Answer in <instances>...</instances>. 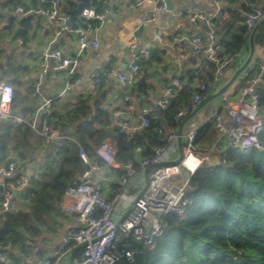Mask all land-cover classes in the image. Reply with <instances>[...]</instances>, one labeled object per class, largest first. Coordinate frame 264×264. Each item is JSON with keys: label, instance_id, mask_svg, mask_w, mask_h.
Wrapping results in <instances>:
<instances>
[{"label": "crops", "instance_id": "obj_1", "mask_svg": "<svg viewBox=\"0 0 264 264\" xmlns=\"http://www.w3.org/2000/svg\"><path fill=\"white\" fill-rule=\"evenodd\" d=\"M66 1L0 0V30H5V26L11 18L22 22L21 20L31 16V28L26 31L20 30V36L16 37L14 32L2 33L3 35L0 36V79L12 84L16 91V97L11 107L12 111L22 115L25 119L32 120L35 109L45 101L50 102V112L54 111V113L65 117V114L72 112L78 101L84 98L90 107L95 108L100 105L107 109L111 126H113L112 114L119 109H126L125 118L130 123H135L142 107L151 101L161 99L174 79H177L181 86L182 82L187 81V74L190 71L194 73L198 68L202 56L193 51L190 39L195 35L204 37L205 25L200 19L192 20L193 14L211 16L216 21V44L220 49V41L227 24L239 18V25L244 26L243 21L246 16L242 10L245 0H219L222 11L219 15L215 13L216 7L211 0H170V9H154L150 0L149 2L144 0L142 4H137V0H111L109 12L97 34L98 47L87 53L78 70L76 87L69 91L64 98H59L58 93L67 80L65 71L54 69L51 59L44 56V53L51 48L60 49L63 55L74 53L76 38L71 28L77 19L82 18L79 15L70 26L67 24L68 19L65 23L59 21L58 15H66L69 18L67 13L69 10L67 12L62 11ZM92 2L93 0H90L87 7L93 8ZM17 5L26 9L56 11L57 16L51 17L46 13L19 12L16 10ZM263 6L264 0H260L256 7L264 9ZM94 9L96 10V8ZM155 11H160V19L158 20ZM146 16H149V19L144 21ZM140 25L143 26L142 37L134 36L133 32ZM133 42L136 45L140 42L139 48H151V66L148 70V83L151 85V89L148 94L131 97L129 102L125 101L118 89L115 75L106 77L98 88L91 89L90 75L93 70L110 64L114 66L116 73L125 70L130 57L129 46ZM263 51L264 25L262 23L254 31L252 43L250 32H248L247 43L232 55L233 60L221 75L218 87L216 89L210 88L197 107L179 121L175 149L164 156V161L172 163L176 160L179 154V140L183 149L188 129L197 126L200 132L202 126L207 125L213 115L218 112L222 113L225 100L237 95L245 83L243 69L224 92L214 97L211 95L227 83L242 65L245 63V66L255 64ZM192 85V87H197L199 83L195 82ZM130 104L132 108H129ZM60 120L61 122L64 121L63 118ZM6 124L7 121L0 120V134L3 133ZM19 126L20 129L15 130V135H11L9 153L2 165L15 161L17 169L29 168L32 174L36 172L38 174L45 156L53 152L49 150L52 141H46V138L26 124ZM111 126L108 129H111ZM207 126L206 131L202 135H198V141L206 159L205 163L216 165L220 151L227 145L213 124ZM73 127L74 125L64 132L60 131L73 139ZM105 140L113 142L109 137L103 141ZM123 174L124 171L121 168L101 164L98 175L106 179L100 178L98 180V175L95 174L93 181L98 182L102 192L106 194L109 186L117 188V180ZM138 179L140 180L139 177H136L129 183L128 193L124 196L126 203H130L135 195L141 192ZM175 181H179V179L175 177ZM20 194L21 192H17V194L14 192L15 198L17 199ZM63 199L62 195L60 203ZM125 206L119 207V213L125 210ZM116 216L118 219V213ZM77 227L78 225L74 222L72 215L62 211L59 204L55 212L48 214L38 224V233L25 240L22 249L8 248L13 249L15 259L8 258L6 254V263H41L43 259L51 256L63 237L74 232ZM81 259L82 247L73 243L56 264H75Z\"/></svg>", "mask_w": 264, "mask_h": 264}, {"label": "built area", "instance_id": "obj_2", "mask_svg": "<svg viewBox=\"0 0 264 264\" xmlns=\"http://www.w3.org/2000/svg\"><path fill=\"white\" fill-rule=\"evenodd\" d=\"M164 1L150 0L154 9H166ZM211 1L216 7L215 13L221 14L219 0ZM100 2L98 11L94 7L84 8L80 14L82 25L71 28L76 38V47L72 55H63L58 48H51L44 53V56L51 59L54 69L65 71L67 80L58 93L59 98H64L69 91L76 87L78 70L87 53L99 45L97 34L109 12L111 0H100ZM143 2L144 0H137V4ZM16 10L23 13H46L51 17L57 16L56 11L25 9L21 5H17ZM58 19L65 23L68 17L58 15ZM148 19L149 16L144 17V21ZM191 19H200L205 25L204 37L195 35L190 39L193 51L202 56L194 73H198L207 61H213L216 65L212 84L209 86L198 85L200 90L208 92L210 88L218 87L221 75L233 59L232 56L228 58L218 56L221 49L216 44L217 24L211 16L193 14ZM262 20H264V10L254 7L246 14L243 24L248 32H251ZM129 51L130 57L123 72L116 73L111 64L93 70L90 75L91 89L98 88L106 77L115 75L123 99L129 102L128 89L139 73V61L140 59L149 61L152 54L150 47L138 48L135 42L130 44ZM243 79L245 83L238 94L225 100L222 113L218 112L213 115L207 124H213L216 127L219 134L225 139L226 147L263 150L264 147L259 138L262 123L258 100L261 90L264 89V51L255 64H248L243 68ZM179 86L180 82L174 79L161 99L151 101L142 107L135 123H130L125 118L126 109L114 111L112 114L113 126L127 131L130 135L145 128L149 125L151 116L167 108ZM13 97L12 84L0 79V120L26 124L46 138V141L57 142L56 147L60 140L72 139L60 131V119L52 121L45 119V116L51 113L49 101L39 105L34 111L33 119L29 120L12 111ZM203 98L204 95L195 93L190 102L177 112V119L180 121L185 117L193 108L197 107ZM131 106L130 104L129 108H132ZM176 131L177 127L166 128V144L156 148L151 157L144 156V149L136 146L124 162L116 160V148L109 140H105L95 147L93 158H90L80 147L78 153L86 168L80 175L77 184L66 187L63 193L64 199L60 203L61 210L71 214L78 227L74 232L63 237L50 257L36 264H56L73 243L82 247V259L75 264H116L121 261H124V264H133L134 251L128 248H119L118 241L123 237L131 236L134 241L150 242L163 230L164 223L160 219L161 215L181 214L184 206L188 203L186 191L189 178L184 177L179 167H184L191 175L197 169L215 165L205 163L206 159L198 141L199 128L197 126L191 127L186 133V143L182 149L183 154L180 161L178 163L164 161V156L175 149L178 139ZM99 161L105 166L118 167L124 171V174L117 180L118 187L109 186L106 194L102 192L100 184L93 181L94 175L99 173L101 165ZM222 162H224V153H220L216 165ZM15 175L17 178L14 182L7 181ZM37 176V172L32 174L29 168H23L18 172L15 161L0 165V210L11 209L16 200L13 191L21 193L26 191L32 179ZM136 177L140 178L138 186L141 188V192L135 195L130 203H126L124 196L128 193V185ZM175 177L179 181H175ZM100 178L106 179L98 175V180ZM121 205L125 206V210L119 213ZM10 247V244L0 245V262H7L4 249Z\"/></svg>", "mask_w": 264, "mask_h": 264}, {"label": "trees", "instance_id": "obj_3", "mask_svg": "<svg viewBox=\"0 0 264 264\" xmlns=\"http://www.w3.org/2000/svg\"><path fill=\"white\" fill-rule=\"evenodd\" d=\"M78 1L67 0L62 11L73 9ZM259 2L245 0L242 10L247 14ZM100 3V0H93L91 4L98 11ZM30 20L31 16L22 22L11 18L5 30H0V36L12 32L20 36V30L31 28ZM239 21L238 18L225 27L220 58L232 56L247 43L248 30L239 25ZM79 25L82 19H77L72 27ZM139 64L136 80L128 89L130 99L145 96L151 89L148 83L151 59H140ZM215 70V63L207 61L198 73L190 71L187 81L178 87L167 108L151 116L148 126L131 135L111 126L107 109L100 105L90 107L84 98L65 117L54 111L45 116L47 121L63 118L59 124L62 132L74 125L73 139L60 140L55 151L45 156L38 177L32 179L12 208L0 210V245L10 244L11 248L22 249L25 240L38 233V224L58 209L66 187L77 184L86 168L79 157L80 147L93 158L95 147L109 137L119 162L128 159L136 146L144 149V156L151 157L156 148L166 144V128L177 127V112L195 93L206 95L205 90L192 87V84L211 85ZM15 97L14 89L13 101ZM258 109L262 123L259 138L264 147V89L260 92ZM19 125L7 122L0 134V165L7 158L11 135L20 129ZM207 125L202 126L199 136L206 131ZM220 153H224V162L197 169L190 175L186 191L188 203L181 214L161 215L164 227L159 235L148 243H137L131 236L118 241L119 248L134 251L133 264H264V149L224 147ZM16 178L17 175L7 181L14 182ZM4 250L8 258L15 259L13 249Z\"/></svg>", "mask_w": 264, "mask_h": 264}, {"label": "water", "instance_id": "obj_4", "mask_svg": "<svg viewBox=\"0 0 264 264\" xmlns=\"http://www.w3.org/2000/svg\"><path fill=\"white\" fill-rule=\"evenodd\" d=\"M89 1H90V0H80L75 8H73V9H71V10H69V11L67 12L68 15H69V18H68L67 24H68L69 26H70L71 23H72L73 21H75V19L81 14L82 10L88 6ZM164 2H165V4H166V6H167L166 9H170V7H171L170 0H165ZM150 4H151V3H150ZM155 15H156V19H157V20L160 19V11H155ZM263 22H264V20H262L260 23H258V25H256V26L252 29V31L250 32V41H251V43H252L253 33H254V31H255L256 28H257L260 24H262ZM142 27H143V26L140 25V26H139V27L133 32L134 36L142 37V32H141ZM154 27H155V26H154ZM140 46H141V43L139 42L138 45H137V47L139 48ZM245 64H246V63H245ZM245 64L242 65V66L236 71V73L234 74V76H233V77H232L227 83H225V84H224V85H223V86H222V87H221V88H220L215 94H212L211 97H214V96H216V95L221 94L222 92H224V90H226V89L231 85V83H232L233 80L236 78V76L240 73V71L243 69V67L245 66ZM56 144H57V142L52 141V142L50 143V145H49V150H50V151H54V148H55ZM178 149H179L178 158L174 161V163H178V162L180 161L181 157H182V154H183L182 146H181V141H180V140H179V143H178ZM179 168H180L182 174L184 175V177L188 179V178L190 177L189 172H188L184 167H182V166H180ZM14 192H15V194H17V191H14ZM146 231H148V229H146ZM135 242L140 243V241H135ZM120 264H124V261H121Z\"/></svg>", "mask_w": 264, "mask_h": 264}]
</instances>
